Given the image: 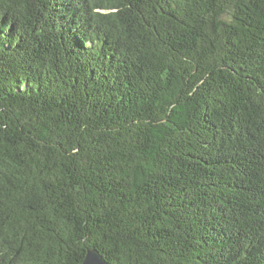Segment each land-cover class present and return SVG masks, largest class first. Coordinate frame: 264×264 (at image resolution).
Returning <instances> with one entry per match:
<instances>
[{
	"label": "trees",
	"instance_id": "16d2710c",
	"mask_svg": "<svg viewBox=\"0 0 264 264\" xmlns=\"http://www.w3.org/2000/svg\"><path fill=\"white\" fill-rule=\"evenodd\" d=\"M264 264V0H0V264Z\"/></svg>",
	"mask_w": 264,
	"mask_h": 264
},
{
	"label": "water",
	"instance_id": "95a60500",
	"mask_svg": "<svg viewBox=\"0 0 264 264\" xmlns=\"http://www.w3.org/2000/svg\"><path fill=\"white\" fill-rule=\"evenodd\" d=\"M81 264H108L102 254L95 249H87Z\"/></svg>",
	"mask_w": 264,
	"mask_h": 264
}]
</instances>
